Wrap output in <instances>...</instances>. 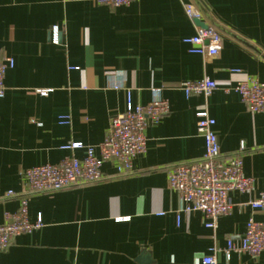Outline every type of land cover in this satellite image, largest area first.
Listing matches in <instances>:
<instances>
[{"label": "crops", "instance_id": "crops-1", "mask_svg": "<svg viewBox=\"0 0 264 264\" xmlns=\"http://www.w3.org/2000/svg\"><path fill=\"white\" fill-rule=\"evenodd\" d=\"M188 3L202 22L210 17L222 28L218 55L190 53L183 42L199 26L185 13ZM55 24L58 45L48 38ZM0 55L14 60L0 97V224L5 212L18 209L19 196L1 195L22 191L21 171L82 158L84 148L65 146L99 144L111 116L125 108V88L133 105L159 96L170 109L146 128V150L129 172L118 174L108 161L97 182L27 194L28 219L40 216L42 226L0 250V264H204L213 246L219 249L214 264H264V251L228 258L223 251L227 239L239 243L250 217L264 221V211L246 204L248 194L230 193L232 208L213 232L199 211L180 212L167 179L171 167L203 156L195 114L206 109L220 154L239 155L254 193L264 191V113L250 112L230 89L246 77L264 82V0H138L119 7L0 0ZM203 77L217 86L208 97L180 87ZM62 115L68 122L59 123Z\"/></svg>", "mask_w": 264, "mask_h": 264}, {"label": "built area", "instance_id": "built-area-1", "mask_svg": "<svg viewBox=\"0 0 264 264\" xmlns=\"http://www.w3.org/2000/svg\"><path fill=\"white\" fill-rule=\"evenodd\" d=\"M98 3L112 7L126 6L138 0H96ZM185 13L190 19L199 18L200 13L193 4H184ZM49 42L60 44V28L52 25L48 34ZM189 44V52L201 56L214 57L220 53L224 41L221 33L212 25L197 26L193 35L183 39ZM14 66V60L0 55V97L5 91L4 78L6 71ZM114 89L121 88L113 84ZM186 95L200 94L208 97L216 88V83L203 77L195 81H184L180 84ZM231 90L238 93L241 101L252 113H264V82L254 77H246L237 81ZM226 91L229 89H225ZM49 90H38L42 95ZM126 103L123 111L111 116L108 133L96 146L71 142L65 148H84L82 158L71 155L56 164L44 163L21 171L23 189L21 192L6 191L1 196H19L18 209L4 213V222L0 224V250L20 234L29 233L42 226L41 217L35 221L28 219L27 194L51 192L69 188L80 183L97 182L103 178L101 166L112 161L118 174L132 169V160L146 150V128L168 114V100L159 96L153 97L145 105H133L130 90L125 88ZM196 132L204 140V154L195 161L180 163L168 170V186L177 192L182 203L180 212L199 211L203 215V225L215 231L217 220L226 215L232 208L231 192L248 194L247 205L252 210L264 211V191L254 193V178L245 176L242 160L239 155L224 158L220 154L217 135L213 129L215 124L206 109L196 112ZM68 122V116H59V123ZM243 149V144H241ZM98 150L96 154L95 150ZM125 219V218H120ZM179 223V213L176 215ZM211 254L202 258L204 264L216 263V246ZM226 257L231 252L247 253L257 257L264 251V221H256L250 217L246 229L236 244L227 239L223 249Z\"/></svg>", "mask_w": 264, "mask_h": 264}, {"label": "water", "instance_id": "water-1", "mask_svg": "<svg viewBox=\"0 0 264 264\" xmlns=\"http://www.w3.org/2000/svg\"><path fill=\"white\" fill-rule=\"evenodd\" d=\"M195 22L201 26V27H207V25H212L213 27H215L216 29H222L216 22H214L210 17L208 18V23L209 24H205L204 22H202L199 18L195 19Z\"/></svg>", "mask_w": 264, "mask_h": 264}]
</instances>
